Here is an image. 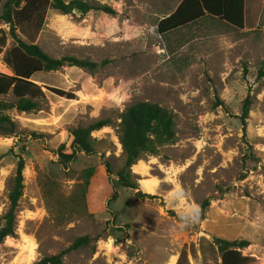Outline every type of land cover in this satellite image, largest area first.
I'll return each instance as SVG.
<instances>
[{
  "label": "rangeland",
  "instance_id": "1",
  "mask_svg": "<svg viewBox=\"0 0 264 264\" xmlns=\"http://www.w3.org/2000/svg\"><path fill=\"white\" fill-rule=\"evenodd\" d=\"M83 1L115 13L50 9L38 34L29 25L17 30L52 58L109 64L37 75L41 85L78 100L48 93L44 110L11 114L26 137H0V229L19 157L24 190L17 235L0 244V264H35L83 236L97 241L63 264H177L192 244L201 258L202 238L246 240L244 254L264 264V0H246L243 30L207 17L163 36L157 24L182 0ZM2 28L9 30L0 20ZM0 72L11 74L3 54ZM143 101L166 108L176 122L175 141L132 169L139 191L153 196L145 200L116 182L115 190L106 168L113 178L123 169L119 116ZM98 120L110 121L93 133L99 153L80 154L65 171L58 150L71 153V130Z\"/></svg>",
  "mask_w": 264,
  "mask_h": 264
},
{
  "label": "trees",
  "instance_id": "2",
  "mask_svg": "<svg viewBox=\"0 0 264 264\" xmlns=\"http://www.w3.org/2000/svg\"><path fill=\"white\" fill-rule=\"evenodd\" d=\"M50 9L62 15H70L75 11L82 15L92 11L115 13L108 5L95 6L83 0L69 2L65 0H0V20L9 28V30L0 29V55L3 54L4 64L11 71V74L0 72V137H15L19 141L25 139L26 134L19 131L17 122L11 114L13 112L30 114L44 110L48 93L69 100L78 99L73 92L41 85L34 79L37 75L58 72L66 67H76L92 72L109 64L108 61L96 63L72 56L55 59L45 53L39 45L34 42L27 43L18 36V28L25 25L34 26L35 33L38 34L45 24ZM206 17L216 18L236 29L243 30L246 27V0H182L171 15L159 21L157 31L163 36L196 24ZM9 37L13 39L11 47H8ZM251 103L250 98L243 103L244 124L249 118ZM119 120L121 144L126 154V161L123 169L117 174V178H113L112 169L107 164L106 168L113 188L116 190L119 185L137 190L136 196L141 200L153 198L139 191L138 179L132 169L143 157L158 155L162 146L175 141V117L161 105L143 101L126 108L120 114ZM107 126H110L109 120H98L88 126L71 130L73 137L71 153L65 151L64 145L57 153L59 155L57 161L65 171L70 170L71 163L80 154L99 153L95 147L93 133ZM24 170L25 160L19 157L14 187L9 195L10 208L4 216L5 224L0 229V244H3L7 238L17 235L18 208L24 190ZM209 206L210 201H205L202 211H206ZM96 241L90 236L79 237L60 253L44 257L35 264H63L66 256L90 247ZM249 246L250 243L246 240L228 241L218 238L210 241L202 238L199 243L201 258L196 245L192 244L182 250L177 264H193L192 260L196 264H257V258L245 255L243 252Z\"/></svg>",
  "mask_w": 264,
  "mask_h": 264
},
{
  "label": "bare ground",
  "instance_id": "3",
  "mask_svg": "<svg viewBox=\"0 0 264 264\" xmlns=\"http://www.w3.org/2000/svg\"><path fill=\"white\" fill-rule=\"evenodd\" d=\"M138 163H139V162H138ZM138 163H137V165H138ZM146 186H147L148 189H153V188L156 187V185H147V184H146Z\"/></svg>",
  "mask_w": 264,
  "mask_h": 264
},
{
  "label": "crops",
  "instance_id": "4",
  "mask_svg": "<svg viewBox=\"0 0 264 264\" xmlns=\"http://www.w3.org/2000/svg\"><path fill=\"white\" fill-rule=\"evenodd\" d=\"M176 9H177V8H176ZM176 9H175V10H176ZM173 12H174V11H173ZM173 12H172V13H173ZM172 13H171V14H172ZM171 14H169V15H171ZM169 15H167V16H169ZM167 16H166V17H167ZM164 18H165V17H164ZM164 18H162V19H164ZM206 18H207V17H206ZM162 19H161V20H162ZM181 29H182V28H181ZM77 100H78V99H77Z\"/></svg>",
  "mask_w": 264,
  "mask_h": 264
}]
</instances>
